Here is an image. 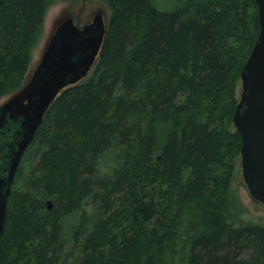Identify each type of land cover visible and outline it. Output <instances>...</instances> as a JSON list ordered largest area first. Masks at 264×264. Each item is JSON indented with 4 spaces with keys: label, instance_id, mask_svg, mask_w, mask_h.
Returning a JSON list of instances; mask_svg holds the SVG:
<instances>
[{
    "label": "trees",
    "instance_id": "16d2710c",
    "mask_svg": "<svg viewBox=\"0 0 264 264\" xmlns=\"http://www.w3.org/2000/svg\"><path fill=\"white\" fill-rule=\"evenodd\" d=\"M105 1L92 70L17 169L0 264H264V226L232 216L255 0ZM52 3L0 0V101L23 86Z\"/></svg>",
    "mask_w": 264,
    "mask_h": 264
},
{
    "label": "water",
    "instance_id": "95a60500",
    "mask_svg": "<svg viewBox=\"0 0 264 264\" xmlns=\"http://www.w3.org/2000/svg\"><path fill=\"white\" fill-rule=\"evenodd\" d=\"M255 3L260 30L240 74L241 93L233 125L242 141L244 183L251 197L264 205V0ZM104 36L98 19L83 29L71 20L63 22L29 81L0 104V239L11 185L25 151L56 97L88 76Z\"/></svg>",
    "mask_w": 264,
    "mask_h": 264
},
{
    "label": "rangeland",
    "instance_id": "374dc122",
    "mask_svg": "<svg viewBox=\"0 0 264 264\" xmlns=\"http://www.w3.org/2000/svg\"><path fill=\"white\" fill-rule=\"evenodd\" d=\"M182 0H158L160 7L166 11H171ZM105 0H53L49 7L41 33L39 44L37 45L32 61L30 63L23 86L29 81L35 68L40 63L41 57L54 34L56 28L67 18H73L80 24L91 22L92 15L101 13L105 23L108 22L110 9ZM9 96L4 97L0 104L5 102ZM235 168L232 177V192L236 198L233 201V219L243 222H252L264 226V205L254 200L243 180L241 157L234 160Z\"/></svg>",
    "mask_w": 264,
    "mask_h": 264
},
{
    "label": "flooded vegetation",
    "instance_id": "af4514ba",
    "mask_svg": "<svg viewBox=\"0 0 264 264\" xmlns=\"http://www.w3.org/2000/svg\"><path fill=\"white\" fill-rule=\"evenodd\" d=\"M105 2H106V1H105ZM106 5L108 6V4H106ZM108 8H109V6H108ZM97 17H98V18H97ZM97 19H98V21H100V22L103 23V26H104V29H105V33H106L108 22H107V24L105 23L104 16H103V14H101V13H95L94 15H92L91 22H89V23L80 24V23H78L76 20H74L73 18H67V19L64 20L63 22L68 21V20H71V22H72L73 25H75V26H76L77 28H79V29H83V28H85L86 26L92 25V24L94 23V21L97 20ZM108 21H109V17H108ZM63 22H62V23H63ZM62 23H61V24H62ZM57 28H58V27H57ZM57 28H56V29H57Z\"/></svg>",
    "mask_w": 264,
    "mask_h": 264
}]
</instances>
